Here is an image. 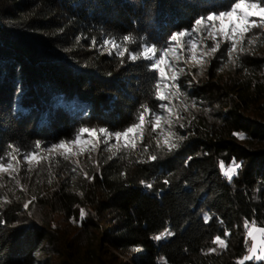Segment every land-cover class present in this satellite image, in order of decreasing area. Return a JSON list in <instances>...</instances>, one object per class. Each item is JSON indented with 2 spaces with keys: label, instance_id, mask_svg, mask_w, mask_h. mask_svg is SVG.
Instances as JSON below:
<instances>
[{
  "label": "trees",
  "instance_id": "1",
  "mask_svg": "<svg viewBox=\"0 0 264 264\" xmlns=\"http://www.w3.org/2000/svg\"><path fill=\"white\" fill-rule=\"evenodd\" d=\"M234 2L0 0V156L9 145L38 152L71 141L81 127L114 133L137 122L142 104L157 103L154 74L104 40L131 34L130 49L163 48L173 32ZM237 55L228 77L180 80L188 110L171 128L176 148L149 124L135 149L120 146L95 166L51 157L24 185L28 197L0 187V264H37L38 250L55 264H240L248 227L264 228V54ZM233 161L242 167L229 180L221 165ZM166 229L173 235L154 239ZM116 252L135 254L128 262Z\"/></svg>",
  "mask_w": 264,
  "mask_h": 264
},
{
  "label": "snow or ice",
  "instance_id": "2",
  "mask_svg": "<svg viewBox=\"0 0 264 264\" xmlns=\"http://www.w3.org/2000/svg\"><path fill=\"white\" fill-rule=\"evenodd\" d=\"M253 17H258L260 22L253 20ZM253 28H264V0H235L231 4L230 9L222 10L219 12H210L206 16H200L193 22L191 29H182L177 32H173L169 37L168 44L160 48L154 44H148L147 42H141L138 45V50H133L128 45L137 43V39L131 34L122 37V43H118L115 40H104V45L111 43L112 47L116 50L117 55L122 59L127 57L131 61L143 60L146 63V67L149 71L153 72L155 83L153 84V99L157 102L155 105L142 104L141 110L138 112L137 122H134L130 126L126 127L122 131H116L114 133L108 132L107 129L101 127L99 129L81 127L78 130L77 135L71 141H60L57 144L51 145L49 148L44 149L45 151L52 153L56 150L63 149L60 155H63L65 160L68 159L67 153L70 151L69 145L76 144L81 141V137L84 134L88 136H96L99 138L100 135L107 134L108 138L115 137L119 143L122 139L124 141V149H135L137 146V139L143 140L142 130L146 125H151V130L155 133L158 129H162L164 125L168 128V137L164 143L167 145L169 150L176 148L177 143L172 142L171 137L175 136V133L171 132L173 120L169 117L172 115L173 109L170 107L176 96L185 95L181 90L180 77L181 74L185 73L183 67H178L181 63H186L188 60L193 61V66H202L208 63L209 60L205 59L217 58L218 54L226 51L231 62L235 63L236 59L239 58L237 55L233 58V53L243 52V48L238 49V45L242 44L247 33L251 32ZM211 41V44L208 43ZM95 39H93V45L95 46ZM251 44L253 41L248 40ZM223 45H227L226 49ZM175 53L173 59L170 54ZM171 71V76L168 73ZM190 74V73H189ZM191 83V81H189ZM171 97V99H170ZM195 107V104L192 105ZM183 110H188V105L183 106ZM167 114V115H166ZM182 117L177 111L175 113V120L179 122ZM163 121V124L161 123ZM183 127V124L179 125ZM234 135L244 138L243 134L234 133ZM178 140H183L185 137H176ZM111 147V145H109ZM11 152L5 156H0V173H7L9 179L15 180V183L19 186L20 181L16 179L19 174L20 156L27 162L29 170L34 167H38L39 163L46 159V157H39L37 151H24L20 147L15 145H9ZM34 148L40 150L42 148L40 142H36ZM117 151H121L120 148ZM113 155H116L114 152ZM150 160H156L157 157L152 155L149 157ZM15 162V163H13ZM242 167L241 163L235 161L227 168L225 175L229 180L237 174L238 169ZM75 171V169H73ZM87 177V174H85ZM144 184V181H141ZM165 184L169 183L168 180L164 181ZM21 190H23V187ZM146 187L151 188L152 184H146ZM6 202V201H5ZM31 202L25 203V208L29 206ZM85 216L84 209H81V218ZM210 217L205 214L204 220L207 223ZM245 227H248V222H245ZM254 231H259L264 234V228L257 229L253 224L252 228L248 231V235L252 238L253 243L251 244V253L254 255H246L240 264H244V261L255 259L257 261H264V240L261 242V248L258 251L257 244L255 241ZM173 235L167 229L157 234L154 239L160 241L165 239L167 236ZM229 235L228 231H225V236ZM213 244L219 246L221 249L226 247V242L220 236H216ZM216 249H210V252H214Z\"/></svg>",
  "mask_w": 264,
  "mask_h": 264
},
{
  "label": "rangeland",
  "instance_id": "3",
  "mask_svg": "<svg viewBox=\"0 0 264 264\" xmlns=\"http://www.w3.org/2000/svg\"><path fill=\"white\" fill-rule=\"evenodd\" d=\"M253 20H256L258 23L260 22V19L258 17H253ZM251 39L253 43L249 44L248 40ZM209 44H211V41H208ZM223 48L226 49L227 45H223ZM243 48L245 52H250V53H255V54H264V28H253L251 32L247 33L244 41L242 44L238 45V49ZM239 50H237L238 52ZM233 53V58L236 57V53ZM208 59L209 62L203 64L202 66H193V61L188 60L186 63H181L178 65V67H183L185 69V73L181 74L180 80L185 79L186 82L189 80L193 84L194 82H200L202 80H205L206 77L217 79L218 77H228L231 75L233 71V66L234 63L231 62L229 59L226 51H223L218 54L217 58L210 59V58H205ZM190 73V74H189ZM169 77L171 76V71L168 73ZM192 87L186 88V92H191ZM171 99V97H170ZM185 104L178 99V96L173 100L172 105L170 106L173 109L172 115L169 117L170 119L173 120L175 119V113L178 111L179 115L181 117H184V113L186 111L183 110V106ZM167 115V114H166ZM163 124V121H161ZM142 130H138L140 132ZM157 132L159 135L161 134L162 139H161V144H164L165 139L169 138L168 137V128L167 125H164L162 129H158ZM105 139V140H103ZM139 140V138L137 139ZM81 141L83 142H78L76 144H71L69 145L70 151L67 153H64V155L68 156L69 161L77 165L78 167L84 169L88 168L91 166H95L97 164V160L99 157H102L104 159L109 153H112L114 150H116L118 147L123 146V139L118 143L115 139V137L108 138L107 136H104L103 138H97L96 136H88L87 134L82 135ZM67 142V141H66ZM111 145V147H109ZM47 149V148H46ZM63 152V149L56 150L52 153H49L45 151L44 149L38 151L39 157H46V159H43L39 165L41 166V169H46L51 167V157H62L63 155H60V153ZM19 158V163H20V170L19 174L16 176V179L20 181V185L18 186L15 183V180L9 179L7 173H0V187L1 189H5L4 187L9 186V188H19L21 191V187H23V192L24 196L28 197L31 195L30 192L26 191L24 189V185L27 184V182L31 179V181L34 178H38L40 175V172L38 170V167H34L32 170H29V166L26 161L23 160V157L20 156ZM46 160L44 163L43 161ZM15 163V162H13ZM230 166V165H229ZM229 166L221 165V170L225 174L227 171V168ZM55 174V172H53ZM48 174V173H47ZM45 174V175H47ZM51 175V172L50 174ZM49 175H47V182H51L53 178H49ZM57 178V177H56ZM257 229L260 227L255 226ZM249 230L252 228V225H250ZM253 235L255 236V243L257 244L258 251L261 248V242L264 240V234L260 233L259 231H254ZM250 237V236H249ZM253 243L252 238L250 237L249 240V249L247 255H254L251 253V244ZM116 254L124 259L125 261L131 262L132 256L135 254V252H126V253H121V252H116ZM264 254V253H262ZM35 259H37V264H42V261L45 260L46 258L48 259L49 264H55L57 258L53 255H50L47 257L42 250L36 251L34 254ZM255 260V259H252ZM251 261V260H249Z\"/></svg>",
  "mask_w": 264,
  "mask_h": 264
}]
</instances>
